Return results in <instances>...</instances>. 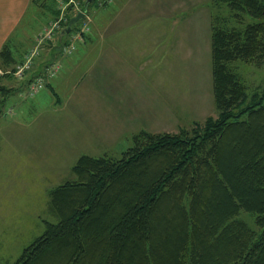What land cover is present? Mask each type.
Listing matches in <instances>:
<instances>
[{"label": "trees", "instance_id": "trees-1", "mask_svg": "<svg viewBox=\"0 0 264 264\" xmlns=\"http://www.w3.org/2000/svg\"><path fill=\"white\" fill-rule=\"evenodd\" d=\"M85 1L86 16L92 4L109 6ZM211 2L229 18L260 21L237 31L212 19L218 118L177 134L141 131L120 159L80 157L75 179L49 193L56 222H43L15 264H264V87L249 97L232 68L264 65V0ZM73 17L68 10L62 30ZM22 61L8 41L0 51L5 77ZM15 91L0 85V118ZM242 213L255 217L254 228Z\"/></svg>", "mask_w": 264, "mask_h": 264}, {"label": "rangeland", "instance_id": "rangeland-1", "mask_svg": "<svg viewBox=\"0 0 264 264\" xmlns=\"http://www.w3.org/2000/svg\"><path fill=\"white\" fill-rule=\"evenodd\" d=\"M36 12L37 9H32L33 14ZM89 13L90 25L93 19L95 23L98 22L102 10L92 4ZM230 14L226 8L216 9L213 15L221 18L219 26L237 31L260 22L248 14L239 19L229 18ZM47 15L46 12L40 13L31 21L27 35L32 37L39 33L40 28L43 30H40L42 32L37 38H31L32 41L34 39L32 47L50 28ZM195 24L202 27L203 20L193 21V27L183 38L187 45L179 47L181 52H170L167 48L164 52L154 54V62L149 70L153 98L147 102L150 110L148 117L142 111L134 112L133 119L140 123L132 120L129 126L111 139L101 140L98 137L100 134L93 131L99 120V116L95 115L108 111L101 99L100 87L109 80L100 77L103 64L92 66L93 59L78 54V47L68 58V62H76L75 66L71 68L65 65L63 70L65 74L61 78L64 79V85L57 92L60 102L46 88L37 98L39 102L34 105H31V100L36 96H26L29 84L35 79H28L27 75H32L39 61L47 62L45 66L52 61L48 62L51 57L49 54L57 46L53 45L54 41L42 43L41 54L35 60L34 67L21 80L6 78V72L10 73V70L5 71L0 65V85L15 90L19 86L24 93L20 97L15 94L9 98L0 118V264H15L22 251L44 232L43 222H56L49 211V193L75 179L72 167L81 156L120 159L133 145V136L144 127L154 129L146 131L151 134H177L180 130H191L196 123L202 126L207 119L218 118L213 93L211 36L207 38L206 26L201 28L204 36H199ZM170 25L174 29L172 22ZM209 40L210 45L207 43ZM191 49L194 52H189ZM232 68L247 88L249 97L264 87V65L236 62ZM4 81L6 85H3ZM109 84L113 85L112 82ZM92 86L100 93L89 97L86 92ZM70 101L71 105L68 103ZM72 101L79 109L84 107L87 115L77 114ZM107 118L103 116L104 120ZM154 119L156 122L152 123ZM121 129L118 127L117 131ZM107 141L112 146H106ZM239 219L255 227L254 216L242 213Z\"/></svg>", "mask_w": 264, "mask_h": 264}, {"label": "crops", "instance_id": "crops-1", "mask_svg": "<svg viewBox=\"0 0 264 264\" xmlns=\"http://www.w3.org/2000/svg\"><path fill=\"white\" fill-rule=\"evenodd\" d=\"M59 2L60 0H0V51L8 41H11L15 51L23 57L26 51L33 46L34 39L43 31L40 28L42 31L39 30V33L32 37L27 35L32 19L46 12L48 24H51L54 21L55 10L60 11ZM96 8L102 10L98 22L95 23V20H92L90 32L84 36L82 41L76 42L75 46L76 49L78 47V54H84V57L93 59L92 66L103 64L100 77H107L109 80L106 85L102 84L100 87L102 89L101 99L108 111L95 115L99 116V120L93 130L98 135L100 134L99 139L105 140L111 139L114 134L121 133L129 126L131 121L135 120L133 119L134 112L142 111L148 117L150 110L147 102L153 98L150 92L149 70L154 62V54L164 52L167 48L170 52H181L179 47L187 45L183 38H186L187 32L193 27V21L203 20L202 27L206 26L208 30L206 36L209 38L212 15L215 14L216 9L219 10V7L214 6L211 0H114L106 8ZM32 9H37V12L33 14ZM88 15H90L89 12ZM171 22L174 24V29L171 28ZM184 22L191 24H184ZM196 25L199 29V36H204L203 31L201 32V25ZM55 36L53 45L57 46L49 54L51 57L48 62L52 60L49 64L57 60L62 64L63 70L65 65L73 68L76 62H68L69 57L61 53V49L67 43H71L70 35L61 29ZM31 38H34L33 41ZM207 43L210 45V40ZM189 52L194 51L191 49ZM46 63L40 61L36 63L32 75L28 74L27 78L30 79L35 72L43 70ZM63 70L56 79L49 83V86H46V90H49L56 98H58V89L64 85V79L61 78L65 74ZM3 85H6L5 81ZM95 85L98 86V83ZM22 92L23 88L18 86L11 96L19 94L20 97L24 94ZM41 93L31 100V105L39 102L37 98ZM99 93L93 86L86 92L89 97ZM60 101L58 98L57 102ZM68 103L71 105V101ZM72 103L77 114L87 115L88 112L84 107L80 106L79 109L75 102L72 101ZM103 116H108V118L104 120ZM135 121L137 124L140 123L139 120ZM154 122L156 119L152 123ZM157 122L160 123L161 120ZM118 127H122L120 132L117 131ZM153 130L144 127L140 132ZM105 144L112 146L108 141Z\"/></svg>", "mask_w": 264, "mask_h": 264}, {"label": "built area", "instance_id": "built-area-1", "mask_svg": "<svg viewBox=\"0 0 264 264\" xmlns=\"http://www.w3.org/2000/svg\"><path fill=\"white\" fill-rule=\"evenodd\" d=\"M83 0H60L59 2V10L60 16L58 19L54 20L50 24V28L47 29L42 36H40V40L35 42L34 47L30 48L24 58L23 61L17 64L13 71V76L16 79H23L27 72L30 71L35 64V60L40 56L42 43L44 42H53L56 32L62 29V24L67 21V11L70 10L76 16L79 12H83L81 9V3ZM100 5L103 3H107L111 5L113 0H99ZM85 21L80 27L79 31L73 32L71 35V44L64 48L63 54L67 57H70L76 50L75 43L78 41H82L84 36L90 32V19L88 15L86 16ZM88 20V21H87ZM63 66L59 61L53 62L49 66H47L43 72L36 75L33 81L29 84L28 93H26L27 97H35L40 92H42L47 84L51 83L54 79H56L62 72Z\"/></svg>", "mask_w": 264, "mask_h": 264}, {"label": "water", "instance_id": "water-1", "mask_svg": "<svg viewBox=\"0 0 264 264\" xmlns=\"http://www.w3.org/2000/svg\"><path fill=\"white\" fill-rule=\"evenodd\" d=\"M96 0H86L85 1V8H87L90 4H92L93 2H95ZM85 16L84 12H80L78 13L76 16H74L73 18L70 19L68 27L64 30L65 33L69 34L72 31V27L83 20Z\"/></svg>", "mask_w": 264, "mask_h": 264}]
</instances>
